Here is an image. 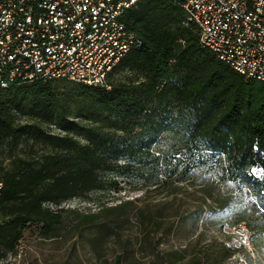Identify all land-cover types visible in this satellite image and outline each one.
Instances as JSON below:
<instances>
[{
    "label": "trees",
    "instance_id": "16d2710c",
    "mask_svg": "<svg viewBox=\"0 0 264 264\" xmlns=\"http://www.w3.org/2000/svg\"><path fill=\"white\" fill-rule=\"evenodd\" d=\"M182 2L140 0L125 11L123 23L142 44L103 87L37 81L0 89V258L15 251L26 225H40L45 237L72 214L103 233L89 241L102 264H128L131 243L115 232L122 215L109 213L124 203L86 214L60 203L103 192L105 184L117 190L116 178L136 180L147 191L194 167L236 188L223 202L207 193L217 205L212 212L228 214L239 232V224L248 227V243L264 252V82L245 80L202 48L197 28L185 25ZM163 132L171 144L155 150ZM214 155L215 166L207 168ZM136 212L139 222L159 230L161 212ZM146 229L142 241L152 232ZM111 232L118 249L109 261L102 249ZM202 238L199 232L189 253L183 247L155 257L159 264H234L226 263L238 252L234 244L201 245Z\"/></svg>",
    "mask_w": 264,
    "mask_h": 264
},
{
    "label": "built area",
    "instance_id": "2783aa9c",
    "mask_svg": "<svg viewBox=\"0 0 264 264\" xmlns=\"http://www.w3.org/2000/svg\"><path fill=\"white\" fill-rule=\"evenodd\" d=\"M139 1L0 0V89L37 81L105 86L142 44L123 23ZM181 7L202 48L245 80L264 82V0H183ZM0 264H22L20 254Z\"/></svg>",
    "mask_w": 264,
    "mask_h": 264
},
{
    "label": "rangeland",
    "instance_id": "374dc122",
    "mask_svg": "<svg viewBox=\"0 0 264 264\" xmlns=\"http://www.w3.org/2000/svg\"><path fill=\"white\" fill-rule=\"evenodd\" d=\"M62 84L71 83L64 81L54 83L57 86ZM171 137L170 133L163 132L156 145H153L154 149L166 150L171 144ZM217 157L214 155L208 161L211 167L207 168L215 166ZM193 169L183 179L179 175L165 177L158 181V187L150 186L147 191H144V187L136 180L125 181L116 178L117 190H110L109 184H105L103 192L90 191L85 195L86 199L61 202L60 207L86 214L97 213L103 208H113L124 203L120 211L109 213L116 215L120 212L122 215L118 223L119 228H116L115 232L120 234L121 240L128 239L131 243L128 264L135 262L159 264L160 259L155 257L156 253L183 247H187L189 253L199 232L203 233L201 245H208L214 241L217 244L236 246L238 252L227 259L226 263L230 260L234 264L236 262L264 264V252L258 251L259 246L252 247L246 240L249 228L243 225L239 232L238 228L231 226L232 219L228 214L218 215L214 213L215 211L212 212L217 205L206 194L210 193L219 202H223L226 196L236 194V188L230 184L220 186L215 174L207 173L200 168ZM109 177L110 175H107L105 181ZM246 202L248 211L253 214V202L250 197ZM48 207L50 210L58 209L52 204ZM139 208H143L145 215L161 212L163 217L158 231L149 229L150 223L147 221L141 223L136 219V210ZM198 210L201 212L193 215ZM62 219L60 226L55 227L51 234L45 237L40 234V225H26L15 251L7 254L11 256L20 254L22 264H102V259L95 257L89 241H99L103 233L100 234L94 225H85L86 221L81 217L64 214ZM213 224L218 227L210 228ZM142 226H146L147 231H152L147 241H142L144 234ZM116 239V235L111 232L106 238L107 243L103 245V253L109 261L113 260L117 253ZM260 246H264V235ZM142 255L144 258L140 259Z\"/></svg>",
    "mask_w": 264,
    "mask_h": 264
}]
</instances>
